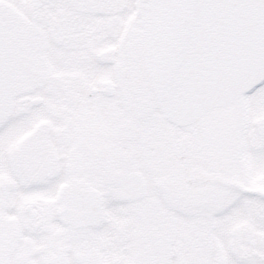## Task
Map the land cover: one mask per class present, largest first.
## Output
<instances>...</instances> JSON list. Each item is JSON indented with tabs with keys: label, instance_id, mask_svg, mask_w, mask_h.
<instances>
[{
	"label": "snow or ice",
	"instance_id": "6c2138e0",
	"mask_svg": "<svg viewBox=\"0 0 264 264\" xmlns=\"http://www.w3.org/2000/svg\"><path fill=\"white\" fill-rule=\"evenodd\" d=\"M0 264H264V0H0Z\"/></svg>",
	"mask_w": 264,
	"mask_h": 264
}]
</instances>
